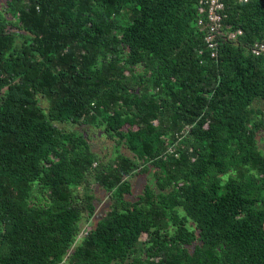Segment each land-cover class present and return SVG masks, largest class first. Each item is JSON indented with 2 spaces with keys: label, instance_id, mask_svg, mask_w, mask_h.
<instances>
[{
  "label": "trees",
  "instance_id": "1",
  "mask_svg": "<svg viewBox=\"0 0 264 264\" xmlns=\"http://www.w3.org/2000/svg\"><path fill=\"white\" fill-rule=\"evenodd\" d=\"M224 4L211 56L198 0H0V264H264V0Z\"/></svg>",
  "mask_w": 264,
  "mask_h": 264
},
{
  "label": "built area",
  "instance_id": "2",
  "mask_svg": "<svg viewBox=\"0 0 264 264\" xmlns=\"http://www.w3.org/2000/svg\"><path fill=\"white\" fill-rule=\"evenodd\" d=\"M198 3L200 5V11L204 12V19H206L208 22V31L204 39L208 48L211 49V56H214L215 49L217 47V42L215 38L219 34L223 18L225 16L224 0H198ZM197 24L203 27V18H199ZM241 33V29L230 30L227 32L226 36L228 39L232 40L235 39ZM251 52L254 55H264V40L254 42L251 47Z\"/></svg>",
  "mask_w": 264,
  "mask_h": 264
},
{
  "label": "rangeland",
  "instance_id": "3",
  "mask_svg": "<svg viewBox=\"0 0 264 264\" xmlns=\"http://www.w3.org/2000/svg\"><path fill=\"white\" fill-rule=\"evenodd\" d=\"M87 134L90 136V140L92 141L93 143V149L96 150L98 153H102L103 155L107 157L110 156V153L112 152V146L111 144L109 143V141L107 139H105V137L100 134V133H97L96 131H92V130H88L86 131ZM260 141H259V146L264 150V138L262 137H259ZM145 179L140 176L137 177V179L134 180V186H133V194H136L139 189L138 187L141 186L142 187V182L144 181ZM136 181V182H135ZM140 187V188H141ZM100 194V192H99ZM101 194H103V192H101ZM105 197V196H104ZM103 206L105 205H99V209H101Z\"/></svg>",
  "mask_w": 264,
  "mask_h": 264
}]
</instances>
